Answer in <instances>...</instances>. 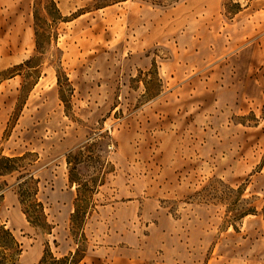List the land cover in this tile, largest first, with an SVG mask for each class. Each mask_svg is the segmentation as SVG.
Listing matches in <instances>:
<instances>
[{
    "label": "rangeland",
    "instance_id": "obj_1",
    "mask_svg": "<svg viewBox=\"0 0 264 264\" xmlns=\"http://www.w3.org/2000/svg\"><path fill=\"white\" fill-rule=\"evenodd\" d=\"M0 82V157L30 152L0 174L17 264L75 249L72 174L103 178L81 264H264V0H0Z\"/></svg>",
    "mask_w": 264,
    "mask_h": 264
},
{
    "label": "trees",
    "instance_id": "obj_2",
    "mask_svg": "<svg viewBox=\"0 0 264 264\" xmlns=\"http://www.w3.org/2000/svg\"><path fill=\"white\" fill-rule=\"evenodd\" d=\"M81 151L82 149H79V152ZM28 153L30 152L15 156L3 154L0 160L5 162L6 170L0 171V174H10L18 170L17 163L26 159ZM88 157L89 162L94 158L93 155ZM72 158L77 159L73 169L77 168L76 165L84 162L83 159L79 160V157L69 154L68 165L74 163ZM70 180L77 184V196L74 200V211L70 216L69 224V236L74 242L75 249L69 250L63 255H57L51 246L47 245L38 264H81L86 256L88 238L84 231V225L92 210L95 209L93 195L97 192L98 187L103 184V178L81 179L72 174ZM6 185H8L7 182ZM15 188L28 221L43 232L52 233L54 224L48 220L44 201L39 198L40 179L31 172L22 174L19 176V182ZM0 230L6 232V240H2V236H0V264H17L22 253L21 244L10 229L2 226ZM56 245H59L57 241Z\"/></svg>",
    "mask_w": 264,
    "mask_h": 264
},
{
    "label": "bare ground",
    "instance_id": "obj_3",
    "mask_svg": "<svg viewBox=\"0 0 264 264\" xmlns=\"http://www.w3.org/2000/svg\"><path fill=\"white\" fill-rule=\"evenodd\" d=\"M28 257H30V255H29V256H28V255H27V256H25L24 260H27V259H28Z\"/></svg>",
    "mask_w": 264,
    "mask_h": 264
},
{
    "label": "crops",
    "instance_id": "obj_4",
    "mask_svg": "<svg viewBox=\"0 0 264 264\" xmlns=\"http://www.w3.org/2000/svg\"><path fill=\"white\" fill-rule=\"evenodd\" d=\"M18 201H19V199H18Z\"/></svg>",
    "mask_w": 264,
    "mask_h": 264
}]
</instances>
